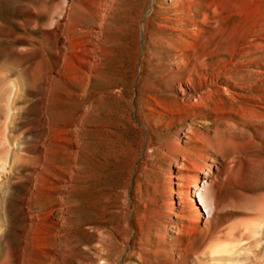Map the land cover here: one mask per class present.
<instances>
[{
    "label": "rangeland",
    "instance_id": "obj_1",
    "mask_svg": "<svg viewBox=\"0 0 264 264\" xmlns=\"http://www.w3.org/2000/svg\"><path fill=\"white\" fill-rule=\"evenodd\" d=\"M67 1L66 5V0H0V73L11 70L7 85L11 81L21 82V72L33 62L43 60L27 80L31 90L22 91L26 98H11L10 104H1L4 116L0 118V200L8 191L9 207L13 206L9 208L10 218L17 223L23 220L15 212H19L18 199L29 188L27 178L35 165L34 161L25 164L26 159L16 162L18 147L11 145L9 152L4 138L13 143L21 138L26 140L32 134L26 128L43 119L40 108L46 94L40 83L55 58L54 53L48 51L44 56L43 51L55 47L50 34L53 24L61 22L70 10L77 35L87 37L103 32L104 67L88 93L76 84L70 86L67 78L60 80L54 98L68 99L65 110L58 116L54 104L48 114L55 123L57 118L67 119L58 122L64 125L90 110L87 126L80 133L84 145L79 168H74L76 179L71 192V237L76 247L65 254L61 264H264V228L259 231L262 224L255 227L256 233L252 228L247 232L243 226L248 221L253 227L264 202V166L250 182L246 170L238 176L242 188L237 182L233 184L211 224L201 221L196 223L198 231L192 236H181L179 227L187 220L178 217L181 201L176 199L172 205L169 186L177 168L171 166L167 154L177 137L183 142L192 121L167 118L162 124L158 116H151L148 111L152 106L162 112V106L173 105L172 98H183L180 82L192 76L199 92L213 90L209 98L214 102L223 100L228 111L238 108L246 100L243 98H249L243 107H259L264 115V48L241 50L244 38L255 27L253 22H245L230 12L213 16L208 2L198 0L191 12L189 5L184 4L180 17L173 12L162 14L166 20H159L157 13L162 11L159 7L170 8L169 0H114L106 10L102 29L95 18L104 8L99 6L100 0ZM197 31L202 34L185 60L180 57L185 48L173 49L167 44L172 36L195 38L193 33ZM200 56L202 60L197 61ZM233 56L236 61L230 64ZM150 97L154 99L149 101ZM32 102L38 104L37 108L30 107ZM207 106L210 109L197 110V126L213 131L217 115L211 109L212 103ZM64 113L69 117H64ZM228 118L232 123L241 121L236 115ZM244 121L250 132L254 128L261 132L264 126ZM97 124L106 127L101 130ZM40 128L43 132L39 134L43 135V126ZM251 152L259 164L260 159L264 160V147ZM65 158L67 164L73 160L70 152ZM216 159L219 166L223 165L220 157ZM65 163L61 160L57 165ZM252 171L250 167L253 176ZM214 172L217 174V170ZM241 190L250 197L245 202L247 206L239 203ZM194 200L193 208L197 204L201 208L197 198ZM20 228L13 225L7 237L0 239V262L6 255L7 243L19 246L15 240L22 232ZM235 231L243 235L237 236V242L232 236ZM220 245H227L226 250Z\"/></svg>",
    "mask_w": 264,
    "mask_h": 264
},
{
    "label": "bare ground",
    "instance_id": "obj_2",
    "mask_svg": "<svg viewBox=\"0 0 264 264\" xmlns=\"http://www.w3.org/2000/svg\"><path fill=\"white\" fill-rule=\"evenodd\" d=\"M113 1L100 0L99 6L104 8L97 13L95 18L99 22L98 26L102 29L107 17L106 10ZM169 1L171 2L170 8L159 7L162 10L157 13L159 20L165 18L162 14L166 12H173V15L180 17V11L185 6L184 4L189 5L190 12L198 5L195 0ZM198 1L199 3L208 2L207 7L213 16L230 12L233 16L241 17L245 22H253L255 27L244 38L242 51L264 48V0ZM67 3L66 0L65 4L67 5ZM174 9L177 11L174 12ZM67 12L68 14L62 17L61 22L53 24L50 34L53 35L55 47L44 48L43 51L44 56H47L48 51L55 54V58L50 61L49 68L44 72L46 75L40 83L43 85L40 87L41 91L46 94L40 108L43 123L39 121L37 125L26 128L32 132L26 140L21 138L13 143L10 139L4 138L9 152L11 145L18 147L15 154L16 162L17 159L20 162H22V159H26L25 164L34 161L35 167L27 178L30 183L29 188L18 199L20 207L18 206L19 212H15V216L22 215L23 220L21 219L20 223H17L16 219L10 218L11 209L9 208L12 205L9 207L11 202L9 192L7 191L5 198L0 200V239L3 240L7 237L13 225H19L22 230L21 233H18V239L15 236V241L17 243L18 240L19 246L7 243V252L0 264H61L64 263L65 254L76 247L72 244L71 237V229L73 228L71 214L73 198L71 192L73 182L76 179L74 171L79 168V158L84 145L80 133L87 126L85 121H88L90 110L84 111L72 123H64V125L58 122L67 119L60 120L57 118L55 123L48 117V114L54 104L58 116H62L65 110L68 99L54 98L55 88L61 84L60 80L67 78L70 81V86L76 87L77 85L82 87L86 93L89 92L93 80L102 74L104 49L101 43L103 42V32L91 33L87 37L77 35L78 31L74 30L75 26L71 23V11L67 10ZM158 15H162L161 18ZM193 34L195 38L189 39L172 36L167 44L173 49L185 48L186 50L180 55L185 60L189 57L190 50L198 43L202 31ZM201 60L202 57L200 56L197 61ZM235 61L236 59L233 56L229 62L233 64ZM41 64H43V60L33 62V64L27 66L21 72L24 79L20 80L21 82L11 81L9 86L7 80H9L8 73L11 70L0 73V118L4 116L1 108L2 101L10 104L11 98H26L22 95V91L29 92L31 90L27 80L32 78L33 68ZM205 70H209L208 65H206ZM21 73L20 75H22ZM179 88L183 98H172L173 105L170 107L162 106V112L153 109L152 106L148 111L151 116H158L162 124H165L167 118H173L175 121L187 118L192 121V124L185 130L183 142H181L178 135L175 144L169 146L167 154L168 158L171 159V166L174 165L177 168L176 176L172 178V184L169 186V193L173 198L172 205H175L176 199L180 200L179 208L182 212L178 217L187 220V223L182 221L178 233L181 236H192L194 232L198 231L196 223L199 224L203 221L205 225L211 224L212 220L217 217L216 214L222 207L223 199L228 195L234 183L237 182L242 188L237 179L238 176L244 175V170L247 171L246 178L248 182L254 179L257 172L260 173V169L262 170L264 160L260 159L259 164L251 150L256 147H264V126L261 132L254 127V130L250 132L244 125V120L248 119L255 125L262 124L264 123V115L258 111L259 107L252 106L249 109L243 107V104H248L246 100L249 98H243L246 100L238 104V108H231L228 111L223 107V100L214 102L212 98H209L214 94L213 90L204 93L199 92L195 78L192 76L182 79ZM152 99L154 98H148L149 101ZM208 103H212L214 108L211 109L217 115V127L213 131L212 129L208 131L201 130L197 126L200 118L197 110L210 109L207 106ZM37 105V103H33L30 107L35 109ZM7 110L10 115L9 105ZM232 115L239 116L241 121L232 123L233 120L228 118ZM65 116L69 117V114L64 113ZM170 124H168V127ZM40 125L43 126L45 131L43 135L39 134V132H43L40 131ZM89 126H92V124H89ZM96 126L102 130L105 129L106 124H97ZM54 143H58V145H54ZM76 148L79 150L76 151ZM68 152L73 158L70 164H67L65 158ZM217 157L223 160V165L219 166L216 163ZM61 160L66 161V163L63 166L57 165ZM250 167L254 171H252L253 176L250 174ZM214 170H217V174ZM194 197L199 201L201 208L198 207V204L197 208H193L192 205L196 203ZM239 197V203L247 206L245 202L250 198L247 192L241 190ZM260 207L257 213L258 218L256 217L257 220L253 221V227L249 226L248 221L243 223L249 233L251 228V231L256 233L255 227L260 224L262 226L259 231H263L264 202ZM185 213H189L190 216L184 217ZM241 235V233L236 234V231L232 233L236 242L239 241L237 236L241 237ZM226 247L227 245H220L221 249L226 250Z\"/></svg>",
    "mask_w": 264,
    "mask_h": 264
}]
</instances>
